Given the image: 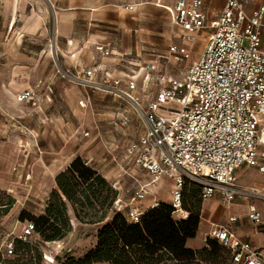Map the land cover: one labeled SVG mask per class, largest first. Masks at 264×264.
<instances>
[{"label":"built area","instance_id":"built-area-1","mask_svg":"<svg viewBox=\"0 0 264 264\" xmlns=\"http://www.w3.org/2000/svg\"><path fill=\"white\" fill-rule=\"evenodd\" d=\"M204 2L176 0L173 4L172 22L182 31V40L194 41L198 32L210 31L200 57L178 75L156 73L154 63H141L132 53L123 59L132 73L126 78L108 76L99 65H58L57 72L68 81L126 100L144 126L143 134L126 147L133 163L150 176L149 181H140L130 196L127 216L133 222L143 213L136 204L145 198L147 187L162 176L173 180L171 205L182 212L181 192L186 180L199 185L202 199L219 194L230 203L241 193L237 174L241 165L264 174V148L260 145L264 142V0H223L212 18L204 10ZM250 3L255 5L248 14ZM95 48L102 55L112 51L104 44ZM179 50L178 44H170L167 55L157 59L167 61L170 53ZM182 54L184 58L190 55L187 50ZM138 68L145 70L142 86L135 79ZM97 73L102 76L96 78ZM152 80L157 88L148 95L145 85ZM141 87L142 93L137 94ZM34 95L35 87L20 92L23 100ZM176 103L180 104L178 109L172 106ZM114 118L121 125L129 123L124 113ZM159 202L153 198L151 207ZM120 203L117 196L113 208L121 210ZM247 217L264 233V220L254 202L247 205ZM33 234V222H25L14 238L28 241ZM209 235L229 248L232 264H264L261 251L238 238L227 225L212 224ZM14 238L0 247L2 257L14 254Z\"/></svg>","mask_w":264,"mask_h":264},{"label":"rangeland","instance_id":"rangeland-1","mask_svg":"<svg viewBox=\"0 0 264 264\" xmlns=\"http://www.w3.org/2000/svg\"><path fill=\"white\" fill-rule=\"evenodd\" d=\"M50 1L21 0V8L18 2L17 10L7 18L6 29L9 34L6 32L4 36L0 35V203L11 201L7 207L0 205V247L7 239L14 238L18 234L23 223L33 222L31 217L43 213L48 197L56 187V175L77 156H81L108 180L117 191L116 198L121 196L119 192L124 197L127 196V199L131 196V193H126L125 190L133 186V179L127 175L117 176L113 170L114 163L106 164L104 167L99 164L101 157L111 155L109 152L112 148L107 147L114 146L109 142H113L115 136L108 133L103 135V139L95 138V130L91 131V137L83 135V129L93 128L95 122L103 125L104 131L109 129L115 131V126L103 121L104 115L95 107L97 103L102 102L100 98L93 100L92 108L82 107L79 103L81 90L75 86V83L68 81L57 72L58 65L66 67L64 55L60 51L64 42L56 35L55 30L58 5L61 0ZM142 1L156 0H81V3L100 6ZM160 1L168 3L171 0ZM254 5L253 3L248 5L246 8L248 14ZM1 12L3 11L0 3V30H3L5 27ZM15 29L18 31L22 29V33L20 35L16 32L12 38ZM156 31L159 34L157 45L160 48L165 47L164 36L161 34L164 30L160 21L156 25ZM52 43L57 46L54 47V52ZM201 51L202 46L196 45L195 56ZM46 85H50L52 90L46 88ZM34 86L35 95L32 99L20 98L22 90ZM17 98L20 100L19 103L16 101ZM172 106L178 109L180 104L176 103ZM131 111L134 112L130 108ZM121 112L125 113L123 110ZM134 114L139 119L135 112ZM132 119L134 125H137V121ZM261 124L263 129L264 119ZM126 136L122 134L117 136L118 151L121 150L120 147ZM105 143L108 144L107 147ZM260 145L264 148V142H260ZM237 174L241 193L230 203L224 202L220 195L202 199L196 183L185 181L181 192V209L186 211L187 215L183 211L174 209L173 216L176 219L187 218L189 209L198 208L199 222L201 220L205 228L200 233L199 244L190 246L194 250L201 251L203 247L212 249L211 242L214 238L209 235V230L213 222L223 224L226 222V216L233 212L242 220L241 224L238 222L241 229L247 232L259 231L261 226L251 222L245 212L247 204L254 202L264 220V174L245 165H241ZM138 177L142 182L150 179L148 174H140V172ZM171 180L162 176L147 187L143 200L155 195L157 200L171 204V201H165L174 186ZM143 200L136 205L139 206ZM140 209L143 212L147 210ZM23 211L26 215L21 217ZM120 212L130 220L124 207ZM69 213L72 227L63 238L44 241L34 233L31 240L27 241L30 242L28 244H36L39 248L41 252L39 264H60L67 257L83 256L96 244L98 229L110 219L108 217L100 223L85 224L73 216L71 209ZM246 236L250 237L249 234ZM14 244H16L15 238ZM217 244L220 245L219 242ZM217 252H221L219 248ZM30 253L21 249L16 255L19 259L14 264H38L34 253H31L33 257H30ZM203 254L197 255L195 264H211L203 259ZM262 255L264 257V247H262ZM89 264L111 263L96 261ZM219 264L232 263L226 258Z\"/></svg>","mask_w":264,"mask_h":264},{"label":"crops","instance_id":"crops-1","mask_svg":"<svg viewBox=\"0 0 264 264\" xmlns=\"http://www.w3.org/2000/svg\"><path fill=\"white\" fill-rule=\"evenodd\" d=\"M175 1L176 0H171L168 3H163L160 0H156L153 2L142 1L132 3L138 5L137 10L122 16L119 13V9L130 5V3L89 6L81 3V0H61L58 5L59 10L56 16L55 30L56 35L61 37V40L64 42V44L62 43L60 51L62 55H64L65 66L87 67L99 65L103 68L101 71H104L108 76L126 78L131 76L132 73L126 68L127 66L123 59L126 53H132V56H135L141 63H154L156 73L165 74L167 76L178 75L181 69H184L191 62L196 61L200 57L207 44L210 31L205 29L198 32L194 41L182 40V31L172 22V7ZM0 3L3 11L1 13L4 18L2 23L5 27L3 30H0V35L4 36L6 32L9 34L6 29L8 25L7 18L12 15L13 11L17 10L18 4L21 8L22 2L21 0H0ZM222 5L223 0H205L203 8L208 12V17L212 18V13L219 11ZM158 21L161 22L164 30L161 34L164 36L165 47L161 48L157 45L159 44V34L156 31ZM21 30L22 29L18 31V29H15L12 38L16 32L21 35ZM201 38H204V40ZM96 44L109 46L112 50L110 55H102L95 48ZM170 44H178L181 50L170 53L167 61L157 59L158 55H167ZM196 45L202 46V51L197 56H195L194 53ZM183 50L189 51L190 55L188 58L183 57ZM144 75L145 70L143 68H138L135 72V79L139 86H142ZM101 76L102 74L100 73L95 75L96 78H100ZM38 86L39 84L36 85V87ZM75 86L82 92L79 99V103L82 107L86 109L92 108L95 98H100V100H102V102L97 103L95 107L99 108L102 112L101 114L104 115L103 121L105 120L106 123L115 126V131L113 129L104 131V128H102L103 125L95 122L93 128H89L90 130L87 128L83 129V135L91 137V131L95 130V138L103 139V135L108 133L111 134V136H115L113 142H109L110 145L114 146L107 147L108 144L105 143L107 148H112V151L109 152L111 155L101 157L99 164L104 167L106 164L114 163L113 170L117 176L121 174L131 177L133 179V186L131 188L129 186L125 191L132 195L136 185L142 181L138 177L139 172L140 174L147 173L133 163L132 159L128 156L126 147L129 141L136 140L143 134L144 126L142 122L137 119L133 111L130 112V106L126 100L119 99L102 90L89 91L87 88L80 85L75 84ZM45 87L51 89L50 85H46ZM156 88L157 84L153 80L147 87L145 85L148 95H153ZM136 93H142V87L139 88ZM16 101L18 103L20 102L18 98ZM122 110L129 118V123L125 126L121 125L120 122L114 118L116 114L122 113ZM132 118L137 121V125H134ZM135 126L137 127L135 128ZM84 132H87V134ZM120 134L127 136L123 139V144L120 147L121 150L118 151L119 139H117V136ZM117 181H119V178H117ZM119 195H121V208L124 207L126 211L130 198L127 199V196L124 197L121 192H119ZM153 198L157 197L154 195L151 198L143 200L139 207L144 209L150 208ZM170 199L171 193L165 201H170ZM232 215L236 216L237 219L230 221L229 217ZM245 215L247 216V206ZM238 222L241 224L242 220L233 212L226 216V222L223 223V225H227L238 238L247 241L258 248L262 253V247H264V233L262 229H259L257 232H247L245 229L239 227ZM213 224L215 223L213 222ZM22 226L18 231H20ZM204 228L205 225H203L200 220L196 234L186 239V245L194 247V244H199V238L201 237L200 233L203 232ZM246 234H249L250 237H247Z\"/></svg>","mask_w":264,"mask_h":264},{"label":"trees","instance_id":"trees-1","mask_svg":"<svg viewBox=\"0 0 264 264\" xmlns=\"http://www.w3.org/2000/svg\"><path fill=\"white\" fill-rule=\"evenodd\" d=\"M56 187L51 191L43 213L31 217L34 233L44 241L63 238L71 229V215L82 223L103 222L96 234V244L79 258L67 257L60 264H89L109 261L111 264H195L198 254L211 264L230 259L227 246L211 242L212 249L196 251L186 245V239L196 234L199 210L189 209L187 218L176 219L170 203L159 202L145 210L138 222L128 220L113 208L117 191L108 180L81 156L75 157L56 175ZM199 192V185L196 184ZM11 201L1 202L7 207ZM26 212L21 213L24 217ZM14 254L2 257L0 264H14L16 255L25 249L34 253L39 264L41 252L36 244L15 238ZM18 243V244H17ZM22 243V244H19ZM218 248L221 252H217ZM30 257H33L32 254ZM198 253V254H197ZM22 255V254H20ZM22 257V256H20Z\"/></svg>","mask_w":264,"mask_h":264},{"label":"clouds","instance_id":"clouds-1","mask_svg":"<svg viewBox=\"0 0 264 264\" xmlns=\"http://www.w3.org/2000/svg\"><path fill=\"white\" fill-rule=\"evenodd\" d=\"M137 7H138V5H136V4H130L126 7L120 8L119 13H120V15L123 16L126 13L135 12L137 10Z\"/></svg>","mask_w":264,"mask_h":264},{"label":"bare ground","instance_id":"bare-ground-1","mask_svg":"<svg viewBox=\"0 0 264 264\" xmlns=\"http://www.w3.org/2000/svg\"><path fill=\"white\" fill-rule=\"evenodd\" d=\"M52 46H53V52H54V47H56V45H54V43H52ZM183 213H184L185 215H187V212H186V211H183Z\"/></svg>","mask_w":264,"mask_h":264}]
</instances>
